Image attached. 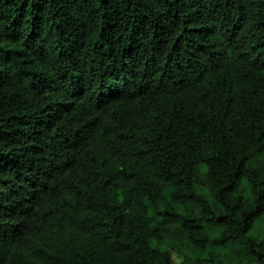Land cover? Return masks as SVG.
Masks as SVG:
<instances>
[{
	"label": "trees",
	"instance_id": "16d2710c",
	"mask_svg": "<svg viewBox=\"0 0 264 264\" xmlns=\"http://www.w3.org/2000/svg\"><path fill=\"white\" fill-rule=\"evenodd\" d=\"M264 264V0H0V264Z\"/></svg>",
	"mask_w": 264,
	"mask_h": 264
},
{
	"label": "rangeland",
	"instance_id": "374dc122",
	"mask_svg": "<svg viewBox=\"0 0 264 264\" xmlns=\"http://www.w3.org/2000/svg\"><path fill=\"white\" fill-rule=\"evenodd\" d=\"M173 260H174V263H175V264H178V263L181 262V258H180V257H177V256H175V257L173 258Z\"/></svg>",
	"mask_w": 264,
	"mask_h": 264
}]
</instances>
